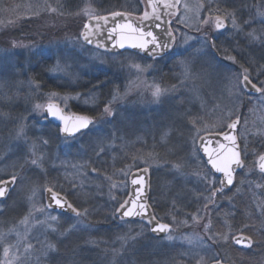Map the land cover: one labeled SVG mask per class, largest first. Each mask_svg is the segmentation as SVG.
I'll use <instances>...</instances> for the list:
<instances>
[{
  "label": "rangeland",
  "instance_id": "374dc122",
  "mask_svg": "<svg viewBox=\"0 0 264 264\" xmlns=\"http://www.w3.org/2000/svg\"><path fill=\"white\" fill-rule=\"evenodd\" d=\"M115 1L116 2H109L107 0H23L17 8L14 7L12 10L8 8L10 7L9 1L0 2V59L15 60L18 55H21L27 67V59L30 53L35 51L46 52L45 54H47L51 60L49 75L51 77H62L69 84L77 83L82 74L89 73L91 70H107L110 73L111 79L115 82V89L118 88L121 94L128 91V95L122 101L116 103L118 111L125 117L123 123L117 122L116 125L118 124L119 126L126 127V134H132L136 129L147 130L148 127V129L151 130L155 126L161 127L163 124H167L168 118L173 117V109L180 108L183 104L182 100H176L174 98L178 93L181 95L188 94L190 96V101L192 103L197 102L201 107H207L212 102L226 103L235 99L234 96L231 97V95L228 94L226 83L218 81L220 77L215 74L213 67H209V65L207 66L205 62H203L205 61L204 59L202 60L203 63L195 61L194 65L197 69H207L212 73L210 82L205 83L200 80H189L185 81L183 86H180L183 77L181 76L182 69L177 64V61L185 57L193 61L194 57L197 56L198 50L199 53L203 54L206 50L210 49L205 44V37L210 40L212 35L217 33L214 24L215 21L213 20L211 24H204L203 20L210 15H222L223 12L216 13V7H209L203 0H182L179 6V12L171 23V32L173 36H175L172 51L158 60L151 61L142 58L136 53L128 51L114 54L103 52L85 45L80 41L76 33L77 30H79V26L82 27L89 17L86 10L90 9L91 15L111 10H124L134 13L139 7H142L141 0ZM207 1L210 2L211 0ZM201 5H203V7ZM49 7L55 8L56 11H49ZM246 8L247 12L245 13L244 20L250 21L254 18L255 23L245 27L246 21L242 24L236 18L237 23L243 28V31H239L232 27L231 20L228 19L226 20L227 28L221 36V38L226 39L229 43L238 40L241 41L243 49L248 48V44L252 43L246 38L245 33L253 29L257 31L264 30V23L261 22L264 20V16L259 14L264 12V0H250L247 2ZM209 9H212L211 13ZM29 20H31V22H36L35 26L39 24L40 30L38 33L28 31L30 28H25L28 33H24L25 29L21 27V23L22 21L28 23ZM186 38H189L187 39V43H185ZM13 41L34 45V47L31 49L20 47L12 48ZM73 41H77V43L74 44ZM234 48L235 46L233 49ZM184 49H187V51H184ZM6 51L13 53V55H5ZM182 51L184 52L183 56L175 55V53ZM225 57L226 58H223L226 62H232L228 59L229 56L226 55ZM58 61L62 66H69L67 74L54 70ZM135 64L140 65L141 68L146 70L143 72L136 71L131 67V65ZM163 67H167L171 75L177 77L174 84L166 82L168 80L167 76H162V80L160 69ZM238 69L239 71L241 70L240 68ZM25 72H27V70ZM154 83L160 84L161 87L177 85V91L162 97L159 102H155L149 91V86ZM37 85L39 86L37 87ZM1 87L2 84H0V89ZM19 87L20 92H18L17 97L11 101V103L13 106H16V104L20 105L22 109L14 113L12 112L10 115L0 110V114H3L0 115V117L2 116V119L6 122L2 121L5 125H1L3 127L6 126L8 130V144L7 148L3 151L9 150L10 145H15V148H17V145L23 144V141L15 139V131L18 124L25 123L28 125V122L30 123L32 120H35L40 125L47 121L38 113H34L33 108L37 103L44 104L46 101H49L51 93L57 94V97L53 98L54 101L58 102L60 106L67 111H72L70 107L72 102H80L87 106L93 105L90 97H84L85 95L82 96L80 93L69 94L56 90L42 89L40 84L31 83L28 76L25 77L24 82L19 85ZM77 94H79L78 98ZM63 97L68 98L66 103L62 99ZM86 100L88 103H85ZM0 104L2 105L3 103L0 102ZM226 104L225 106H223V104L217 107V112L224 119L225 125H227L233 117L241 114L242 111L244 113L241 114V123L237 135L240 140L241 148H244L245 144L247 145V156L243 157L245 160L244 167L237 174V176L240 175L241 177L239 178L236 188H234L233 191L231 190L232 188L229 189L232 192L230 191L228 194H226L225 191H223V193H218L215 197V204H210L209 207L212 206V208L209 210V207L207 209L203 207V205L207 203V201L203 199L204 196L208 195L206 183L200 179L196 173L208 175L215 179L216 177L209 172H205L199 165L188 169L184 167L183 174L176 172L173 168L172 170L174 172H156L155 179L150 184L151 192H157L160 186H162L164 193L173 190L177 197L186 198V205L181 207V205L179 206L176 203L173 207L166 208L163 215L159 217V219L167 221L172 225L173 231L171 235L175 237L172 241L165 239L166 236L160 237L159 239L152 237L148 227L141 222L135 224L122 222L115 216L116 207L126 196L124 194L125 191L127 194L126 178L128 173L132 170L131 165L128 164L125 168L118 169L113 171L112 174L107 175L98 173L97 171L93 172L92 169L94 168L84 167L86 163L83 164L76 161L68 162L67 158L60 161L56 159L55 154L51 160L48 159L51 161L50 168L58 165L65 167L64 169L62 168V172L70 177V182L77 180L79 183L93 184L95 188L101 189V194L105 196L107 205L112 207V212L108 213L109 223L112 224V229L109 232L110 234L104 238L103 236L99 238L103 243L87 244L91 252L94 253L93 256L95 255L92 264H120L124 258H128L132 263H135L137 260L133 253L145 247L151 249L150 253L155 249L168 248L170 251L176 250L177 260L175 264H199L201 258H204V252L208 249L210 251L209 254H211L210 258L206 261L203 259L202 264H206L218 257L233 264L231 262V260H233L231 258L232 250H230L228 242L232 243L231 237L241 233L243 226L239 227L236 225V227H232V222H223V225L219 226L215 218L216 215L218 217L217 210L220 206L224 204L231 208L232 204H234L232 200L233 197H238L245 190L246 186L248 190L250 188L253 204L257 212L263 215L264 222V212L261 211V209H264V181H260L254 176V172H258L255 166L256 157L264 152V103L261 102L259 94H256L249 96V99H243L242 103L234 102L233 105ZM1 109L4 108L1 107ZM230 113L231 115H229ZM200 126L203 127V132H207L214 131L212 129L217 126V124L213 123L211 120H205L200 123ZM256 139L261 140V142H259V144H261L259 145L261 152L254 154L252 150L254 146L251 145V143L252 140ZM79 140V138L75 141H64L61 139L59 143L64 148H67L71 142H78ZM125 143H132V141H127ZM113 145V141L111 140V143L108 144L109 152ZM2 152H0V156L3 154ZM45 157V160H47V155H45ZM44 163L45 162H43L41 167H37L39 172L42 173L41 176L43 179H41V177L36 179L35 182L38 184L35 183V185L28 187L27 192V196H29L33 188L36 190V196L33 202L37 207L44 206L41 196L42 190L45 187H51L48 183V179H46L47 174ZM140 164L150 169L161 168V166L157 167L153 162H147V164L141 162ZM199 164L201 163L199 162ZM13 166V164L8 165L11 169ZM8 167L5 163L0 162V179L6 174L11 175L13 173H19L24 177V180L22 182H17V188H23V186L28 183H26L25 178V174L28 173V168L35 166H26L23 171H21L20 168L18 171H16L17 168L7 171ZM165 173L170 175V179L166 181V183H163L162 176ZM98 178H101L102 182L98 181ZM67 186L68 189H70L72 185L68 182ZM28 203V210L25 215H27L32 202ZM192 214H197L202 218L199 219V222H194L191 219ZM49 215L58 217L56 222H50L52 227L57 230L58 224L64 219H62L59 214L47 210L43 215L34 214L35 218L30 220L27 226L20 224L21 219L24 217L22 216L15 225L1 232V234H3V238L0 239L2 247L4 248L5 246L12 245V252L15 253L19 259L13 260L11 253L8 257H5L2 249L0 264H6L9 260L12 261V264H46L47 257L44 255V249L46 243L51 242L49 236L52 231L48 229L47 224L37 225L36 220H45L46 216ZM71 217L73 219L69 221L72 226L76 224L77 221L76 217ZM173 217H175V220H173ZM185 220L188 221L186 224L180 223ZM87 222L90 223L88 218ZM206 224L208 225L207 231H205L204 227ZM233 226L235 225L233 224ZM220 227H223V229L217 234L216 232ZM93 228L92 226L90 229ZM141 231L144 232V235L139 241L130 246L122 255L113 257L111 250L113 248L120 249V237L129 233L134 235ZM17 233H19V235H17ZM193 235L204 237V244H189L187 240L184 239L186 236ZM225 235H227L229 239L225 240L223 238ZM25 243H32L34 246L28 254L24 252ZM105 249L108 251H105Z\"/></svg>",
  "mask_w": 264,
  "mask_h": 264
},
{
  "label": "trees",
  "instance_id": "16d2710c",
  "mask_svg": "<svg viewBox=\"0 0 264 264\" xmlns=\"http://www.w3.org/2000/svg\"><path fill=\"white\" fill-rule=\"evenodd\" d=\"M9 1L11 10L14 7H18L23 0H0ZM106 1V0H104ZM109 2H116L115 0H107ZM209 7H216L220 9H226L230 12H235L237 20L244 24L246 20L245 13L247 12L246 4L250 0H203ZM257 1V0H252ZM142 10L139 7L135 14L140 13ZM106 12V11H105ZM14 19V18H12ZM36 22L28 23L22 21L21 27L30 28L28 31L39 32L40 26ZM78 27V26H77ZM79 26V30H80ZM79 30H77V35H79ZM25 29L24 33H28ZM223 33L213 34L210 41H213L215 48H210L206 50L203 54L194 57L193 61H198L200 63L205 62L208 66L209 63L213 67L214 72L220 78L218 81L225 82L228 94H229V78L233 73L239 72V66L241 64L244 67H250L253 75H257L262 68H264V46L261 45L259 41L255 43L248 44V48L243 49L241 41L228 42L226 39L221 38ZM235 48L233 49V47ZM242 49L240 50V48ZM238 49V50H237ZM43 51H35L30 53L27 59V67L23 62V57L18 55L15 60H6L5 58L0 59V84L2 87L0 89V110L5 111V114H12L17 110H21L22 107L18 104L16 106L12 105L13 101L18 92H20V87L24 82L26 76H28L30 82L35 84H40V87L45 90H56L62 93H80L84 97L95 96L96 103L92 106L84 105L80 102H72L70 107L72 111L88 114L91 116H98L100 109L103 107V102L110 99L113 90L116 88L115 82L111 79L110 73L107 70L97 69L91 70L89 73H84L80 76L77 83L69 84L62 77H51L49 75L50 69V57ZM235 56L238 63H233L225 61V56ZM215 59H212V57ZM224 57V58H223ZM205 60L202 62V60ZM219 66L216 69V66ZM238 67V68H237ZM27 70V72H25ZM161 78L162 76H167L168 83H175L177 77L171 75L167 67L160 69ZM260 80H264V75H259ZM163 80V78H162ZM255 82V81H254ZM102 83V87L98 86ZM5 89V90H4ZM230 95V94H229ZM231 97H233L231 95ZM176 100H182L183 104L180 108L173 109V117L168 118L167 124H163L161 127L155 126L153 129L140 130L136 129L132 134H126V127L115 125L120 129L118 135L121 139L113 141V146L111 151H108V144L111 143V139H104L103 144L100 146L104 147V151L100 152V146H98V136L97 130L87 133L83 137H80L78 142H71L67 148L60 145V140L62 139L57 135V127L51 122L46 121L42 124H38L37 121L32 120L28 122V136L31 139L36 137H43L49 140V145L42 149V151L47 155V160H44V165L46 169V174L49 185L61 193H63L69 201L79 210L88 211V221L94 227L88 230H77L73 231L67 238L61 236V233L66 232V230L71 226L69 220L73 219L71 215L59 214L62 220L58 226L56 232L50 233V240L52 243L58 245L59 252L55 256L49 254L46 258V264H73V259L77 264H92V260L95 258L94 253L88 248L87 244L90 240L100 241L101 236H108L112 229V224L109 223L108 213L112 212V207L107 205V201L104 195L101 194V189L95 188L93 184L79 183L77 180L70 182V177L66 176L62 172L64 166H56L50 168L51 159L56 155V159L63 161L65 158L68 162H78L86 163L84 167H91L96 169L98 173L102 174H112L113 171L125 168L126 165H131V168H138L140 163L153 162L149 154H157L161 164L167 161L168 164L161 166L159 169H150L151 182L155 179L156 172H174L171 165L174 163H181L185 168H194L199 165L205 172H209L206 168L203 159L197 152L196 145L193 147V136L196 135L195 130L189 125L188 117H197L199 123L197 127L202 129L198 134L204 131L200 123L205 120H211L216 123L212 130L221 131L226 125L224 124V119L218 114L217 107L221 105L225 106L226 103L233 105L237 102L235 99L231 102H221V103H210L207 107H201L198 103H192L190 101V96L188 94L178 93L174 97ZM248 98L249 95H245L244 99ZM93 103V102H92ZM242 103V102H241ZM18 105V106H17ZM3 107L4 109H1ZM241 114H244L243 111ZM4 119L0 117V152L7 148L8 144V130L1 124H4ZM6 123V122H5ZM5 125V124H4ZM219 125V126H218ZM111 125H99V128L104 129L105 133L111 128ZM167 134V135H166ZM137 139V140H136ZM127 141H132V143H125ZM240 141V140H239ZM258 142V143H256ZM259 142L261 140H252L251 145H253V153L261 152L259 149ZM112 152V153H111ZM0 156V162L8 165H14L12 169L18 171L19 164L23 163L24 153L15 148V145H10V149L3 151ZM49 157V158H48ZM136 157L137 159H134ZM50 159V160H48ZM141 161V162H140ZM199 162L201 164H199ZM145 166V165H144ZM7 171L12 170L10 167ZM238 174V173H237ZM232 187V191L236 188L239 182L240 175L237 176ZM9 174L3 175L1 178L8 176ZM42 173L39 172L37 167L28 168V173L25 174L26 185L23 188H17L10 193L8 198L3 201V212L0 213V234L4 230H7L12 225H15L22 216H24L28 210V200L27 192L28 187L35 185V180L41 177ZM253 176V175H252ZM254 176L260 181H264V174L259 172H254ZM68 177V178H66ZM163 183H166L170 179V175L165 173L163 176ZM102 182L101 178L97 179ZM216 180V179H215ZM72 185L68 189V182ZM217 181V180H216ZM19 182V180L17 181ZM38 184V183H36ZM217 187V183L215 185ZM17 188V189H16ZM231 190L225 191L228 194ZM231 191V192H232ZM126 195V191L124 193ZM220 195V194H219ZM185 197H177L173 190L164 193L163 187L160 186L159 190L156 192L150 191V203L153 208V212L159 218L163 215L166 208L173 207V201L179 206L183 207L186 205ZM233 202L231 208L227 205H222L217 210L218 217L216 215V222L219 226L223 225V222H232V227L243 226L241 232L246 235H251L256 243L249 249L243 250L235 247L232 243L228 242L231 252V262L233 264H264V222L263 215L257 212L255 205L253 204V198L250 192V188L245 190L237 197H233ZM236 204V205H235ZM238 204V205H237ZM212 208L209 207V210ZM231 213V214H230ZM128 223H139V222H128ZM233 224L235 226H233ZM111 226V227H110ZM225 226V225H224ZM247 226V227H245ZM68 227V228H67ZM223 227L216 232H220ZM86 244V245H85ZM232 248V249H231ZM2 245L0 243V255L2 253ZM208 249V248H207ZM151 249L141 248L136 250L133 255L137 262L132 263L128 258L120 264H175L177 260V251H170L168 248L155 249L150 253ZM209 249L204 252V260H209L210 255ZM97 264V263H96Z\"/></svg>",
  "mask_w": 264,
  "mask_h": 264
},
{
  "label": "snow or ice",
  "instance_id": "6c2138e0",
  "mask_svg": "<svg viewBox=\"0 0 264 264\" xmlns=\"http://www.w3.org/2000/svg\"><path fill=\"white\" fill-rule=\"evenodd\" d=\"M179 0H177V3ZM149 3L152 6L153 14L156 11V5L152 3V0H149ZM203 7V5H201ZM165 7H174L172 4H166ZM186 7V6H185ZM49 11L55 12V8L49 7ZM89 14V20L90 21H96L97 23L95 25L91 23H85L83 26V31L81 32V36L83 37V40L88 43L92 44L93 41L90 39V36L94 34L93 28H95L96 31L100 30V21H103L105 24L108 22L107 16H95L91 15V10H86ZM209 12H212V9H209ZM216 13L223 14H216L215 16L210 15L209 17L205 18L203 20L204 24H211V22L215 21V29H223L225 28V22L226 20L230 19L232 27L234 29H237L239 31H243V28L237 23L235 12L227 11L226 9H215ZM261 16H264V12L259 13ZM123 14L120 12H113L111 13V16L113 18L122 16ZM150 14L145 11L142 17V20L146 21L149 20ZM156 19H159V16H156ZM264 23V20L261 21ZM252 23H255V19L253 18L250 21L245 22V27L250 26ZM156 28H159L160 25L156 24ZM113 33H118L119 38L116 39L113 43V47H119L121 49L125 48L126 44L132 48L139 49L149 55H151L153 58L158 56L161 52V50L169 49L172 46V43L175 41V36L168 31L166 32L167 36V42H161V38L158 37L153 33V31L148 30L145 31L144 27H136L133 25V23L129 20L127 23H116L114 27L109 29V36L108 38H112ZM246 38L249 39L251 42L255 43L259 41L262 46H264V30L257 31L253 29L250 32L245 33ZM187 39H185V43H187ZM73 43H77V41H73ZM205 44L209 48H215V44L213 41H210L205 37ZM99 47H104L102 42H97L96 45ZM26 48L31 49L34 47V45L30 44H23L19 43L17 41L12 42V48ZM190 47V45H189ZM184 51H187V49H184ZM199 53V50L197 52ZM5 55H13L11 52H5ZM177 56H183L184 52H177L175 53ZM212 59H215L213 56ZM229 60H231L234 64L238 63L235 56H229ZM177 64L181 67V76L183 79L180 82V86L184 85L185 81L189 80H200L205 83L210 82L212 73L209 72L207 69H197L194 65V62L188 58L185 57L183 59H180L177 61ZM68 65H61L59 61L57 62L55 66V71L65 72L67 74ZM133 69H135L138 72H143L146 69L141 68L140 65L135 64L131 65ZM150 67V66H149ZM209 67H211V64L209 63ZM219 66H216V69H218ZM240 71L233 73L232 76L229 78V94L235 97V100L237 102H242L244 99V96L247 94L249 96L259 94V97L261 99V102L264 103V80L259 79V75H264V68L260 70V72L257 75H253V72L250 70V67H244L243 64L240 65ZM255 81V82H254ZM39 85H37L38 87ZM98 86H103L102 83H99ZM149 91L151 94V97L153 101L159 102L162 97H165L169 95L170 93H175L177 91V85H172L171 87H161L160 84H152L149 86ZM128 95V91H125L123 94L120 93L119 89H114L113 93L111 95V99L107 100L106 102H103V107L100 109V113L97 117H91L86 115H64V110L60 107L58 103L54 101L53 98L57 97L56 93H51L49 97V102L46 104H40L37 103L34 105L33 112L38 113L45 121L48 120L49 117L58 119L61 121V125L59 126V130L57 135L61 137L64 141H75L76 139L83 137L89 132H92L93 130H97V136H98V146L103 144L104 139H111L112 141H115L117 139H121V137L118 135L120 132V129L117 128L115 125L117 122L123 123L125 117L122 116V114L118 111L116 107V103L118 101H122L126 96ZM79 97V94H77V98ZM65 103L67 101V97L62 98ZM96 97L91 96L90 100L93 102V104L96 103ZM85 103H88L86 100ZM3 115V114H0ZM231 115V113L229 114ZM189 125L195 130V132L198 133L202 130L199 127H197V124L200 122L197 117L189 116L188 118ZM239 123V117L232 123H229L226 125V127L232 131H235L237 128V124ZM99 125H111L112 127L105 133L104 129L99 128ZM167 135V134H166ZM15 139L18 141H23V144L17 145V148L21 150L23 155V163L19 164V168L21 171L24 170L26 166H35V167H41L44 160H45V153L42 151L43 148L47 147L49 145V140L43 137H36L35 139H30L28 136V126L25 123H20L17 125L16 131H15ZM204 137H200L201 146L203 147V151L207 153L209 159L208 163L211 164L212 168L216 170V172L222 173V177L219 179V187H216L217 181L215 178H211L208 175H201L200 173H196L197 176L200 177L203 181L206 183V187L208 189V195L204 196L203 199L207 201L203 205L205 209L209 207L210 204H215V197L218 193H223L226 186L233 185L234 182V172L235 168L233 166H236L237 168L244 167V158L247 156V145L245 144L244 148L240 147V144L238 143L237 136L232 134L231 132L224 135V140L227 143H217V147L215 149H210L207 146L203 145ZM193 141V147L195 148L197 136L192 137ZM111 146V145H109ZM104 151V147L100 146V152ZM150 158L152 159L153 163L156 164L157 167L167 165L168 162L164 161L163 165L161 164L157 154H149ZM134 159H137L134 157ZM147 164V161H145ZM151 166V165H150ZM171 167L178 173L183 174V168L184 165L181 163H174L171 165ZM258 167L261 171V173H264V153H260L258 155ZM93 172L96 171V169H92ZM144 174H147L148 167L143 168L140 170ZM138 178H133L131 180V183L133 185H138L139 189L137 191L136 199H133L131 201H124L119 205V207L116 209L117 213H120L122 218L124 217H134V216H140L145 218V223L150 226V232L155 234L157 239H159L160 233H167L165 239L168 241H172L175 239L173 235H171V232L173 231L172 226L170 224H162L156 222V217L149 213L148 208L149 205L147 204V201L143 199V188L145 187V179L144 175L137 174ZM23 181L24 177L20 175L19 173H13L10 175L8 179H0V213L3 212V201L7 199V197L10 194L11 189L17 184V181ZM114 187V185H113ZM50 194V201L51 203L37 207L36 204L33 202L36 196V190L33 188L31 190V195L27 196V200L31 203V207L29 208V211L27 215H25L21 221L20 224L27 226L30 222V220L34 219V214L37 215H43L46 213L47 210L52 209L53 207L59 208L61 210L68 209L72 213L75 214L76 217V224L72 225L69 229L66 230V232L61 233V236H64V238H67L68 235H70L73 231L77 230H88L92 228V225L87 222L88 218V211L85 209L84 211H81L73 206L70 202L67 201V199L63 196H61L58 192L53 191L52 187H48L45 189ZM173 205H175V201H173ZM262 212H264V209H261ZM202 217H199L197 214H192L191 219L194 222H199V219ZM58 220L57 216H46L45 220H36L37 225H48V229L52 232L57 231L55 228L52 227V224L50 222H56ZM173 220H175V217H173ZM188 221H181L180 223L186 224ZM155 223V227H151ZM205 231L208 229V225L205 226ZM247 227V226H245ZM12 231V230H10ZM19 235V233H17ZM144 235V232H137L134 235L129 233L119 238L120 242V249L113 248L111 250L113 257L122 255L127 249L134 245L137 241H139ZM3 238V234H0V239ZM225 240L229 239L227 235L223 237ZM185 240L189 244L193 243H199L201 245L204 244V237L193 235V236H186L184 237ZM231 239L234 241L236 245H240L246 248H251L256 241L253 240L251 235H246L241 232L238 235H234L231 237ZM88 243L91 244H99L103 243V241H96V240H90ZM32 243H25L24 245V252L26 254L30 253L33 249ZM12 245L5 246L3 248V253L5 257H8L9 254H12L13 260L19 259L15 253L12 252ZM105 251H108L105 249ZM59 248L58 245L55 243L47 242L46 247L44 249V255L47 257L49 253L53 254L55 256L58 254ZM203 258H201V262L199 264H202ZM6 264H12V261L9 260L6 262ZM73 264H77L75 259H73ZM213 264H222L221 260L218 258H214Z\"/></svg>",
  "mask_w": 264,
  "mask_h": 264
},
{
  "label": "water",
  "instance_id": "95a60500",
  "mask_svg": "<svg viewBox=\"0 0 264 264\" xmlns=\"http://www.w3.org/2000/svg\"><path fill=\"white\" fill-rule=\"evenodd\" d=\"M181 1L182 0H179V2L177 3V0H152V3L156 5V11L153 14V9H152L151 4L149 3V0H142V3L144 5V12L147 11L150 14V17H151L149 20H146V21L142 20V17H143L144 13L142 15H140V16H138V15L136 16V15H133V14H128L126 12L116 11V12L122 13L123 15L119 16V17H115V18H113L111 16V13L103 14V15H96V16H107L109 19H108L107 24H105L103 21L99 22L100 25H101L99 31H96L95 28H93L94 34L92 36H90V39L93 41V43L92 44H88V43H86L83 40V37L81 36V32L83 31V27H82V30H81V32L79 34V38H80L82 43H84L86 45H89V46H92V47H95V48H98L96 46L97 42H102L104 47H99L98 49L106 51L108 53H117V52H122L124 50H130V51H134L136 53H139V54H141V55H143V56H145L147 58L154 59L151 55H149V54H147V53H145V52H143V51H141L139 49L132 48V47L128 46L127 44H126L125 48H123V49H121L119 47H113L114 41L116 39H118L119 36H118V33H113L112 34V38L109 39L108 38L109 29L114 27L116 25V23H127L130 20L133 23V25L136 26V27L143 26L145 31H148V30L153 31V33L155 35H157L158 37L161 38V42L162 43L163 42H167L166 32H168V31L171 32L170 26H169L170 22H171V18L178 14L179 5H180ZM166 4H172V5H174V7H165ZM156 16H159V19H156ZM85 23H91V24L95 25L97 22L96 21H90L89 18H88ZM156 24H159L160 27L156 28L155 27ZM225 28H226V23H225ZM225 28L219 29L218 31L224 30ZM172 45H173V43H172ZM171 48H172V46L169 49L161 50L160 54L158 56H156L155 58H158L160 56H163V55L167 54L168 52H170ZM48 102L49 101H46L44 104H46ZM56 103H58V102H56ZM62 109L64 110V113H63L64 115H68V116H71L73 114H75V115H86V114L78 113V112H72V111L68 112L64 108H62ZM86 116H89V115H86ZM237 117H239V123L237 124V128H236L235 131H232V130H230V129H228L226 127L224 130H222L220 132H205V133L200 134L197 137L196 148H197L199 154L201 155V157L203 158L208 170L211 172L212 175L218 177V179H220L223 174L219 173V172H216V170L214 168H212L211 164L208 163L209 157H208L207 153H205L203 151V147L201 146V142H200V137H204L203 145L209 147L210 149H215L217 147V143H227L224 140V135L225 134H228V133L231 132L232 134L237 136V132H238V129H239V126H240V121H241L240 115H238L235 118L231 119L230 122H229V123H232L233 121H235L237 119ZM48 119L53 124H55L58 127V130H59V126L61 125L62 122L59 121L58 119H55V118H52V117H49ZM237 140H238V137H237ZM238 143H239V141H238ZM255 164H256V169L261 173V171H260V169L258 167V156H257V158L255 160ZM145 167L146 166H141V167L135 168V169H133V170H131L129 172V174L127 176V188H128L127 194H126L125 198L123 199V201L121 203H123L126 200L127 201H131L133 199H136L137 191L139 189V186L138 185H133L131 183V180L133 178H138L137 174L139 173L140 175H144V179H145V187L142 190L143 191V199H145L147 201V204L149 205V208H148L149 213L154 215L153 209H152V207L150 205V202H149V197H150V170L148 168L147 174H144L143 172L140 171V170H142ZM233 167L235 168V172H234V181H235L236 172L241 170V168H237L236 166H233ZM9 177H5L3 179H8ZM233 184H234V182H233ZM218 185H219V183H218ZM15 186L11 189L10 193L13 191ZM232 186L233 185L226 186L224 190H228ZM47 188L48 187H45L43 189V191H42V200H43L44 205H47V204L51 203L50 198H49L50 194L47 191H45V189H47ZM53 191L58 192V191H56L54 189H53ZM58 193L61 196L65 197L68 202H70L69 199L64 194H62L61 192H58ZM119 205L116 207V209L119 207ZM116 209H115V216L120 221H137V222L140 221V222L145 223V218L144 217H140V216L122 218L121 214L116 212ZM48 211L75 216V214L72 213L68 209L61 210L59 208L53 207L52 209H49ZM156 222L162 223V224H169L168 222L161 221V220L157 219V217H156ZM148 227H149V231H150V226H148ZM151 227H155V223ZM172 229H173V227H172ZM150 234L153 237L157 238L155 234H153L151 232H150ZM238 234H240V233H238ZM238 234H235V235H238ZM166 235H167V233H160L159 234V238L160 237H164ZM231 241H232L233 245L236 246L239 249H243V250L249 249V248H246V247H243V246H240V245H236L232 239H231ZM218 259L221 260L222 264H231L229 262L223 261L221 258H218ZM213 261L214 260H211V261H209L206 264H213Z\"/></svg>",
  "mask_w": 264,
  "mask_h": 264
}]
</instances>
